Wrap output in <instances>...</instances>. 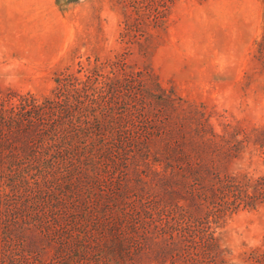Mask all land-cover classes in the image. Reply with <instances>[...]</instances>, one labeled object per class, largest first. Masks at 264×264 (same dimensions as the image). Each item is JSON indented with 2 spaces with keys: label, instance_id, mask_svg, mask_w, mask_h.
Returning <instances> with one entry per match:
<instances>
[{
  "label": "trees",
  "instance_id": "16d2710c",
  "mask_svg": "<svg viewBox=\"0 0 264 264\" xmlns=\"http://www.w3.org/2000/svg\"><path fill=\"white\" fill-rule=\"evenodd\" d=\"M120 62L105 73L63 72L42 98L0 89V264H234L221 223L227 211L264 201V175L238 179L198 161L180 168L196 176L187 196L165 188L169 199L144 204L123 188L116 174L128 160L144 166L136 178L153 189L174 165L160 162L168 145L148 148L163 133L147 120L149 73L116 70ZM114 105L128 113L115 117ZM130 194L138 199L126 204ZM245 262L264 264V247Z\"/></svg>",
  "mask_w": 264,
  "mask_h": 264
},
{
  "label": "rangeland",
  "instance_id": "374dc122",
  "mask_svg": "<svg viewBox=\"0 0 264 264\" xmlns=\"http://www.w3.org/2000/svg\"><path fill=\"white\" fill-rule=\"evenodd\" d=\"M263 31L264 0H0V89L42 98L59 74L105 73L117 57L116 70L146 71L147 120L163 130L148 148L169 146L160 162H171L173 174L167 169L159 188L142 186L135 170L144 166L128 160L116 177L144 204L169 199L165 188L187 196L196 176L181 173L186 163L238 179L264 175ZM111 113L128 111L114 105ZM220 230L228 262L247 264L264 247V201L227 211Z\"/></svg>",
  "mask_w": 264,
  "mask_h": 264
}]
</instances>
